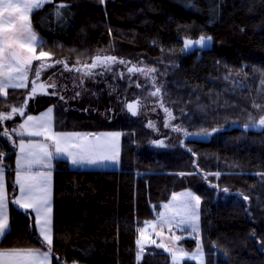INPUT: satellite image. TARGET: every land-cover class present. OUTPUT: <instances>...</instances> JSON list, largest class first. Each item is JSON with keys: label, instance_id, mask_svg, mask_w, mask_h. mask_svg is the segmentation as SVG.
Masks as SVG:
<instances>
[{"label": "trees", "instance_id": "1", "mask_svg": "<svg viewBox=\"0 0 264 264\" xmlns=\"http://www.w3.org/2000/svg\"><path fill=\"white\" fill-rule=\"evenodd\" d=\"M191 2L194 8L187 7L189 0H51L32 16V25L46 41L37 52L52 55L42 63L51 65L42 69L45 75L34 77L46 90L29 98L26 113L52 106L56 130L119 129L122 135L119 168H76L65 158L53 159L51 264H138V228L181 189L201 196L199 241L205 264H264V127L232 126L249 124L250 116L258 125L264 116V0ZM61 4L70 7L62 9L58 20ZM201 35L212 37L210 48L183 54L185 39ZM104 43L109 52H99ZM103 54L155 69L154 93L160 89L155 119L162 118L161 127L143 113L154 97L149 84L142 89L129 85L112 69L95 73L84 86L77 77L71 83L65 77L67 85L60 89L54 74L62 65L91 66ZM53 82L55 88L49 86ZM31 85L0 95V113L11 114L0 121V133L21 120L12 109L23 104ZM132 97L137 99L135 116L126 108ZM172 110V121L165 126L162 113ZM214 127L228 129L208 142H192L184 135ZM162 135L170 138L168 145L152 143ZM0 148L8 154L2 159L12 201L16 152L5 135H0ZM216 172L222 175H212ZM209 184L218 186L219 195ZM225 187L233 195H225ZM29 212L31 219L10 204L12 230L0 249L48 250L37 239ZM180 241L189 249L196 244L190 236ZM144 249L140 264H174L163 247ZM175 264L198 263L184 258Z\"/></svg>", "mask_w": 264, "mask_h": 264}, {"label": "snow or ice", "instance_id": "2", "mask_svg": "<svg viewBox=\"0 0 264 264\" xmlns=\"http://www.w3.org/2000/svg\"><path fill=\"white\" fill-rule=\"evenodd\" d=\"M51 2V0H0V95H7L6 90L9 88H23L24 80L27 79L28 71L33 61L35 60H45L51 58V53L48 51H39L37 55V49H42L46 41L39 37V35L33 31L31 25V18L36 12L43 9L46 3ZM70 7V5L61 4L57 7V18L62 19V9ZM189 8H194L191 0L187 5ZM212 37L201 35L198 39H185L184 47L181 49L182 53L185 55L191 54L196 50H207L212 44ZM115 57H106L101 59L97 56L90 69L85 72L86 76H91L94 73L92 69L97 67H102L103 69L110 71L111 65L115 64ZM57 64L63 63L62 61H56ZM120 64H124L125 61L120 60ZM65 68H67V63H65ZM51 67V65L41 64L40 68L36 69V76L41 75V70ZM79 71V70H78ZM129 73L141 72L147 77L150 73H154L155 69H140V68H130ZM103 74V73H101ZM51 79V78H50ZM228 79V77H225ZM83 83V81H81ZM264 83V82H262ZM55 88V83L49 85ZM43 90L44 85L39 86ZM36 88H33V93H35ZM160 89H157L156 93H152L155 96L159 93ZM52 95H56L53 92ZM80 93H77V97ZM61 100L64 99L63 96L60 97ZM27 104V101H25ZM254 107L259 108V105H254ZM127 109L133 116L137 115V109L135 104H128ZM24 112V108L12 109V113ZM53 109L49 108L47 113H42L39 118L28 116L24 124L20 125V128L25 129L27 135L29 136H45L46 140H51L55 146V152L49 150L48 144H33L31 141L25 142L23 139L20 140L19 152L16 153L17 156V170H16V183L20 186L21 196L17 197L15 200L9 201L5 195V179L4 171L5 169L0 166V242L4 240L5 237L11 234L12 223L10 222L9 216V204H11L14 211L20 212L23 210V214L31 219V213L29 210L35 213V229L39 231V236L37 239L40 240L41 245L47 244L48 250L43 253L39 249H29L23 250L21 254L18 250H12L9 253V260L6 264H48L49 254L52 251L53 234H52V207H51V190L48 186L50 180V173H38L31 174V169L33 165L42 164L44 162H50L54 157H60L62 155L67 157V161L73 167H85V166H100L104 167L107 165H116L119 163V151L111 152L106 146L100 145H90L88 147L81 148L79 151L73 152L63 145L64 136H75L79 137L80 133H57L54 135H48L50 131L49 116ZM11 119V114L0 113V121ZM250 123L246 124L245 130L248 128H255L257 126L264 127V116L258 121V125L251 123V116L249 117ZM235 124V122H233ZM151 126V125H150ZM167 126V123L166 125ZM175 131H181V128L177 127ZM223 130L221 128H212L208 131L201 128L198 132H184L186 138L192 140V142L207 141L214 137L216 134ZM7 136V131L3 133ZM116 138H119L120 133L109 134ZM10 139V137H9ZM156 146H164L163 141H154ZM184 143L183 141L181 142ZM195 156L196 153L192 149H188ZM8 154L0 152V158L6 157ZM195 163V161H194ZM27 170L24 172L23 170ZM181 176L185 173H180ZM212 175L219 177L222 175L220 172H216ZM207 178V177H205ZM210 188L216 189L219 195L220 189L217 185L209 184ZM222 192L225 195H233L229 193V189L225 187ZM239 195V194H235ZM175 199V194H173ZM247 200L248 197L244 196ZM194 201V204H193ZM201 204V196L196 195L193 192H187L186 198L181 201V209L179 211L180 219L176 222L175 226L181 228L182 230H187V226L192 229L193 232L199 231V208ZM18 205V207H17ZM168 208L169 205H164ZM160 222L168 223L169 227H172L175 217L168 218L165 213H160ZM148 223V222H146ZM29 228L33 225L29 224ZM155 227V224H153ZM140 233V239L137 240V244L140 246V250L137 253V261L140 264L142 255L145 253L143 243H148V238L145 236V229L138 228ZM159 235V233H158ZM180 240L181 237H176ZM155 243V241H151ZM172 253L174 264L178 259L177 251L180 257L187 256L188 254L183 251V249H178L173 251L172 249H166ZM199 255L200 264L203 262V251L201 243L197 240L196 252L192 254V258H196Z\"/></svg>", "mask_w": 264, "mask_h": 264}, {"label": "rangeland", "instance_id": "3", "mask_svg": "<svg viewBox=\"0 0 264 264\" xmlns=\"http://www.w3.org/2000/svg\"><path fill=\"white\" fill-rule=\"evenodd\" d=\"M31 25H32V22H31ZM32 28H33V31L38 34V32L35 30L33 25H32ZM99 52H102V53L109 52L108 43H104L100 47ZM37 55H39V52H37ZM97 56H99L101 59L106 58V57H114V56H111L108 54L97 55ZM115 58H116L117 62L115 64L111 65V69L113 70L114 74H116V73H119L120 75L122 74V76H125L127 79L130 80L129 85L131 84L132 86H137L140 89H142V85L145 86V85L149 84L147 91H150L151 94L154 93L155 84H153L154 83V78L152 76L153 73H150L147 77H145L144 74L141 72L129 73V71H128L130 68H140V69H150V68L144 67V66L139 67L137 65H134L131 61L120 58V57H115ZM46 60L47 59L33 61L32 65L29 68L30 73H31V80L34 77H36V69L40 68V65L43 62H45ZM120 60L125 61V63L120 64L119 63ZM64 65H62L60 67L59 71H57V73L54 74V75H56V78H57L55 80L59 79L58 83L59 82L61 83L60 89L63 88V84L67 85V83L65 81H63V79L65 77L67 78L70 76V83H71V79H75L77 77V78H79L78 80H80L79 83H81V81H83V83H84L83 86H84L85 84L87 85L88 80H92L91 78L93 77V75L95 73L105 70L102 67H97L96 69H92V72L94 73L93 75L86 76L85 72H87L91 66H86V65L80 66L77 64H70V67L65 68ZM44 71L45 70H43V71L41 70V75L42 74L45 75ZM34 79L36 80V78H34ZM83 88H85V87H83ZM134 99L135 98L132 97V98L127 99V101L134 100ZM135 100H137V99H135ZM159 102H160L159 98L157 100L154 96L149 101H146V103L143 107V113L145 115L149 116V118H150L148 122H150L155 127L156 126L161 127V124H163V121H161L162 118L157 119V120L155 119L156 114L160 113ZM134 104L137 106V102H135ZM49 108L53 109L52 106H48V107L42 109L39 113L27 112L23 116H21L20 121H17L16 123L10 125L9 128L6 129L7 138L9 139V137H10L9 142L14 144V148H15L16 153L19 152V144H20L21 139H23L26 143L31 141L33 144H41V143H39L40 142L38 139L39 136L27 135V132L25 131V129L20 128V125L25 123L28 116H33V117L39 118L42 113H47V110ZM162 114H163V117L165 118L164 124L165 125H166V123H167V125L170 124V120L172 121V118H173V110L171 112L169 111L167 114L163 111ZM53 118H54V116H53V111H52V113L49 116L48 127H49L50 131L48 132V135H54L57 133H65V134H67V133H80L81 134L79 137H75V136H64L63 137V145L62 146H66L69 150L76 152V151H79L81 148L88 147L90 145H100V146H106L111 152H115L117 150L119 151V163L116 165L110 164V165H107L104 167L85 166L82 168H119L120 167L122 135H120L119 138H116L114 136L109 135L111 133H120L121 134V131L119 129H103V130L96 131L94 133L88 132L86 130H63V131H59V130H56L54 128V123H53L54 119ZM4 132H5V130L1 131L0 135H3ZM162 136H165V135H162ZM40 138L43 142H46L47 144H49L51 150L55 152V146L51 140H46L45 136H43V135L40 136ZM164 142H166L165 144L168 145L171 142V140H170V138L167 137V139L164 140ZM1 151H2V149L0 148V152ZM59 158L67 159V157L64 155L60 156ZM71 167H73V166H71ZM76 168H79V167H76ZM189 191L195 193L191 189H181L178 191H174L172 193L171 197L167 201L161 202L160 209L157 211L156 217L153 219H150V220H145L143 222V224H141V226H140V228L145 229V236L148 238V241H149L148 243H143L144 248L151 244V245H157V246L163 247L165 250L166 249H172L173 251H177L178 249H183V251L188 254L187 256L180 257L179 253L177 251L178 259L176 260L175 263H180L184 258H192V254L195 253L196 249H197V240H199V231L193 232L190 227L183 226V227L187 228V230L185 231V230H182L181 228H178L175 226L176 222H178L180 219L179 211L181 209V201H183L186 198V194ZM173 194H175V199L173 198ZM195 194L198 195L197 193H195ZM193 204H194V201H193ZM164 205H169V207L165 208ZM162 212L165 213L166 217H168V218L175 217V221H173L172 227H169L168 223L162 224L160 222L159 217H160V213H162ZM146 222H148V223H146ZM153 224H155V227H153ZM158 233H159V235H158ZM187 236L193 237L196 241V244L192 249L187 248L180 241L181 239L180 240L176 239V237L183 238V237H187ZM138 239H140V233L139 232L137 235V240ZM151 241H155V243H151ZM169 253L171 255V260L173 261L172 253L171 252H169ZM192 259H195L197 261V263L200 264L199 255H197L196 258H192ZM203 262H205L204 255H203ZM69 264H84V263H82L80 261H72Z\"/></svg>", "mask_w": 264, "mask_h": 264}, {"label": "crops", "instance_id": "4", "mask_svg": "<svg viewBox=\"0 0 264 264\" xmlns=\"http://www.w3.org/2000/svg\"><path fill=\"white\" fill-rule=\"evenodd\" d=\"M30 84H31V73H30V70H29L28 71V75H27V79L24 80V85L25 86H29ZM38 139L40 141L39 143H41V144H45L46 143V142H43L41 140L40 136H39ZM49 150L52 151L51 148H50V145H49ZM52 152H54V151H52ZM53 159L50 162H44L42 164L33 165L32 166V169H31V174H33V175L38 174V173H50V180H49L48 186H49V188L51 190V207H52V213H51V215H52V221H53V194H54V168H53ZM4 162L5 161L2 158H0V166H2L6 170V167H5V163ZM14 168H15V170H14V177H15V182H16V179H17L16 178L17 156H15V167ZM23 171L26 172L27 170L25 169ZM4 179H5V189H4L5 195H6L7 199L10 201V198H9V195H8V190H7V184H6V171H4ZM20 196H21L20 186H19V184H17V193H16L14 199H16L17 197H20ZM9 208H10V204H9ZM33 214H34V218H35V213L33 212ZM38 233H39V231H38ZM52 234H53V224H52ZM12 250H18L22 254L23 253V250H29V249H0V264H6V262L9 260V253L12 252ZM44 251H47V250H40L41 253H43ZM48 264H51V253L49 254V262H48Z\"/></svg>", "mask_w": 264, "mask_h": 264}, {"label": "water", "instance_id": "5", "mask_svg": "<svg viewBox=\"0 0 264 264\" xmlns=\"http://www.w3.org/2000/svg\"><path fill=\"white\" fill-rule=\"evenodd\" d=\"M192 40H196V39H192ZM31 82H32V85H31V88H30V90H29V92L26 94V96H25V100H24V102H23V104L21 105V106H19V107H13V108H16V109H20V108H24V112L23 113H21V112H19V111H17L21 116H23L25 113H26V105L28 104V101H29V98L30 97H32L36 92H40V91H44V90H46V85L45 84H43L42 82H40V81H35V79L33 78L32 80H31ZM40 85H44V88H43V90H41L40 89ZM33 88H36V91H35V93H33ZM25 101H27V104H25ZM136 102V100L134 99V100H130V101H127L126 102V108H127V105L128 104H134ZM232 126H237V127H240V128H245L243 125H240V124H233ZM231 126V127H232ZM214 128H221V127H214ZM225 129H228L227 127H223V130H225ZM208 131H211V129L210 130H208ZM187 132H193V131H187ZM194 132H198V131H194ZM211 139V138H210ZM209 139V140H210ZM190 140V139H189ZM209 140H207V141H200V142H208ZM160 141V140H159ZM192 141V140H191ZM152 143H153V141H152ZM166 144H164V146H165Z\"/></svg>", "mask_w": 264, "mask_h": 264}, {"label": "flooded vegetation", "instance_id": "6", "mask_svg": "<svg viewBox=\"0 0 264 264\" xmlns=\"http://www.w3.org/2000/svg\"><path fill=\"white\" fill-rule=\"evenodd\" d=\"M167 137H168V136H167ZM167 137H166V136H157V137L153 138L152 141L154 142V141H159V140H161V141L164 142V140H166ZM168 138H169V137H168ZM165 143H166V142H164V144H165Z\"/></svg>", "mask_w": 264, "mask_h": 264}]
</instances>
